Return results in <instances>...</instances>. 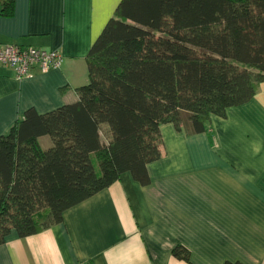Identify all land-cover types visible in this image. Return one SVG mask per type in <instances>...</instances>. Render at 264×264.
<instances>
[{
  "label": "trees",
  "instance_id": "obj_1",
  "mask_svg": "<svg viewBox=\"0 0 264 264\" xmlns=\"http://www.w3.org/2000/svg\"><path fill=\"white\" fill-rule=\"evenodd\" d=\"M14 11L15 0L0 2V14ZM87 63L77 102L29 109L0 136V245L13 230L25 238L61 223L125 172L149 184L161 125L202 133L254 98L264 82V0H123ZM173 254L193 264L183 246Z\"/></svg>",
  "mask_w": 264,
  "mask_h": 264
},
{
  "label": "crops",
  "instance_id": "obj_2",
  "mask_svg": "<svg viewBox=\"0 0 264 264\" xmlns=\"http://www.w3.org/2000/svg\"><path fill=\"white\" fill-rule=\"evenodd\" d=\"M5 0H0L3 2ZM123 0H15L0 14V45L56 50L63 65L26 77L0 64V136L29 109L45 114L79 100L87 57ZM207 130L161 125L162 157L150 183L131 172L67 209L61 223L0 245V264H264V82L254 98L214 115ZM44 149L49 136L39 139Z\"/></svg>",
  "mask_w": 264,
  "mask_h": 264
},
{
  "label": "built area",
  "instance_id": "obj_3",
  "mask_svg": "<svg viewBox=\"0 0 264 264\" xmlns=\"http://www.w3.org/2000/svg\"><path fill=\"white\" fill-rule=\"evenodd\" d=\"M63 56L56 51L20 45H0V64L16 70L19 77L29 76L39 67L46 72L63 65Z\"/></svg>",
  "mask_w": 264,
  "mask_h": 264
},
{
  "label": "rangeland",
  "instance_id": "obj_4",
  "mask_svg": "<svg viewBox=\"0 0 264 264\" xmlns=\"http://www.w3.org/2000/svg\"><path fill=\"white\" fill-rule=\"evenodd\" d=\"M27 47H30V46H27ZM50 51H56V50H50ZM56 52H59V51H56ZM60 53V52H59ZM61 54V53H60ZM102 141L104 144H107L109 143V139L107 138V135L103 133V136H102Z\"/></svg>",
  "mask_w": 264,
  "mask_h": 264
}]
</instances>
